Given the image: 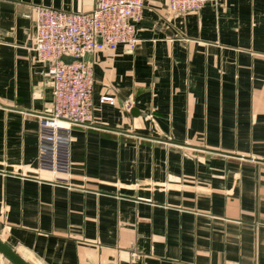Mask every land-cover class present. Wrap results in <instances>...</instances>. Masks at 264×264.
Returning a JSON list of instances; mask_svg holds the SVG:
<instances>
[{
	"label": "crops",
	"instance_id": "1",
	"mask_svg": "<svg viewBox=\"0 0 264 264\" xmlns=\"http://www.w3.org/2000/svg\"><path fill=\"white\" fill-rule=\"evenodd\" d=\"M94 5L0 0V241L28 264H264V0H144L136 48L87 58L62 185L37 168L52 82L35 8Z\"/></svg>",
	"mask_w": 264,
	"mask_h": 264
},
{
	"label": "built area",
	"instance_id": "2",
	"mask_svg": "<svg viewBox=\"0 0 264 264\" xmlns=\"http://www.w3.org/2000/svg\"><path fill=\"white\" fill-rule=\"evenodd\" d=\"M206 2L168 0V10L176 15L197 12ZM143 7L144 0H95L88 12L35 8L33 50L46 65L40 74L52 82V109L39 121L37 168L60 175L56 182L62 185L71 176V129L91 120L93 72L87 58L119 45L134 50ZM100 102L113 103L114 98L103 96Z\"/></svg>",
	"mask_w": 264,
	"mask_h": 264
},
{
	"label": "water",
	"instance_id": "3",
	"mask_svg": "<svg viewBox=\"0 0 264 264\" xmlns=\"http://www.w3.org/2000/svg\"><path fill=\"white\" fill-rule=\"evenodd\" d=\"M64 62H71L70 58L63 57ZM0 254L12 264H28L20 256H18L13 250L8 248L4 243L0 241Z\"/></svg>",
	"mask_w": 264,
	"mask_h": 264
}]
</instances>
